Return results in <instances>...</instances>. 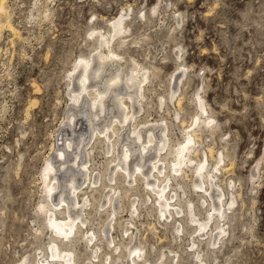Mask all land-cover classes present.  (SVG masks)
<instances>
[{"label":"rangeland","instance_id":"374dc122","mask_svg":"<svg viewBox=\"0 0 264 264\" xmlns=\"http://www.w3.org/2000/svg\"><path fill=\"white\" fill-rule=\"evenodd\" d=\"M6 7L21 36L4 29L0 37V264H37L48 248L43 181L49 157L63 144L57 135L74 136L67 125L69 113L77 110L70 107L71 81L80 77L81 59L95 54L94 32H109V22L124 9L130 15L128 46L126 51L115 46L113 53L122 56L128 73L135 63L157 74L145 91L143 107L137 104L139 129L168 125L174 148L167 161L171 165L193 123L202 118L204 124L196 127L200 160L216 172L223 159L220 179L210 193L215 202L219 194H225L228 203L236 198L219 246H208L205 240L200 244L206 264H264V0H7ZM113 110L108 119L118 115ZM107 152L97 145L90 167L103 171L111 159ZM68 167L65 173L70 176L74 169ZM193 180L180 181L182 200L194 202L198 218L204 220L207 209ZM126 200L117 204L118 218L139 236L151 264L161 254L176 252L179 264H199L191 256L192 240L199 235L187 220L182 221L185 233L180 240L172 226H163L150 202L135 218ZM113 234L121 240L123 228L117 226ZM80 249L85 263L89 252Z\"/></svg>","mask_w":264,"mask_h":264},{"label":"bare ground","instance_id":"6f19581e","mask_svg":"<svg viewBox=\"0 0 264 264\" xmlns=\"http://www.w3.org/2000/svg\"><path fill=\"white\" fill-rule=\"evenodd\" d=\"M6 2L0 0V37L4 29L20 37L9 15L7 18ZM3 16L7 18L5 21ZM129 16L124 9L122 14L109 22V32H94L95 54L81 59L77 67V70L80 68V77L77 82L72 78L71 82L77 89L75 85L72 88L70 107L82 111L69 113L67 125L72 128L74 136L71 138L60 132L57 141L63 144L58 145L54 152L56 155L50 156L47 162L43 181L46 199L41 210L45 214L50 239L48 248L39 254L37 264H151L139 236L135 235L129 224L118 218L117 204L122 205L125 199L132 208L131 216L135 218L140 217L142 207L150 202L151 208L163 220V226L167 229L172 226L180 240L185 233L182 221L187 220L193 226L194 233L198 232L199 235L198 239L193 238L191 244V256L199 264H206L205 255L199 251L200 244L205 240L208 246L215 247L227 234L225 221L231 214L236 198L229 204L223 201L225 194H219L215 202L210 193L220 179L218 174L222 173L223 168L218 167L223 159L217 162L216 172L209 171L208 161L203 163L204 160H200L196 147L200 143V136L196 127H202V118L198 117L193 123L194 129L184 142L186 145H181L176 159L172 157L174 161L171 165L167 161L173 155L174 148L170 143L168 125L138 127L137 104L143 107L145 91L157 74H151L149 69L142 66L139 69L135 63L128 73L122 64V56L113 53L115 46L126 51V21ZM1 51L0 48V58ZM183 71L184 76L186 70ZM173 82L172 99L177 92L174 89L179 82L177 76ZM84 105L85 109L82 108ZM199 106L205 113V103L201 97ZM113 109L117 110L118 115L108 119L107 114ZM102 120L105 123L101 125ZM156 130H159L158 134ZM92 142L91 150L86 151ZM97 145L107 147V154H111L103 171L90 167L91 153H94ZM119 147L122 151L117 153ZM212 151L208 150L210 157ZM70 152L73 157L69 162ZM149 158L153 159L148 162ZM198 160L199 164H195ZM69 164L74 169L70 176L65 173ZM188 180H193V187L197 194H201L202 205L206 206L208 217L204 220L198 218L194 202L187 200L184 203L182 200L181 193L185 192H182L184 187L180 181ZM208 197L213 201L209 202ZM117 226L123 228V238L119 241L113 234ZM80 247L89 252L85 263H81L78 254ZM170 257L171 264H179L181 256L178 252L170 256L161 254L156 264H167Z\"/></svg>","mask_w":264,"mask_h":264},{"label":"snow or ice","instance_id":"6c2138e0","mask_svg":"<svg viewBox=\"0 0 264 264\" xmlns=\"http://www.w3.org/2000/svg\"><path fill=\"white\" fill-rule=\"evenodd\" d=\"M211 123H214V121H213V122H211Z\"/></svg>","mask_w":264,"mask_h":264}]
</instances>
